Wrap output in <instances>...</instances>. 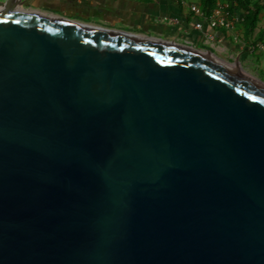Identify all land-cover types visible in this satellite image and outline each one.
Instances as JSON below:
<instances>
[{"label":"water","instance_id":"water-1","mask_svg":"<svg viewBox=\"0 0 264 264\" xmlns=\"http://www.w3.org/2000/svg\"><path fill=\"white\" fill-rule=\"evenodd\" d=\"M22 1L0 0V264H264V82Z\"/></svg>","mask_w":264,"mask_h":264},{"label":"crops","instance_id":"crops-1","mask_svg":"<svg viewBox=\"0 0 264 264\" xmlns=\"http://www.w3.org/2000/svg\"><path fill=\"white\" fill-rule=\"evenodd\" d=\"M190 4L199 5V0H23L22 6H16L97 28L175 42L210 54L225 64L238 59L241 70L264 82V53H250L247 49L257 42L255 39L264 28V13L252 33L240 23L235 31L212 29L206 24L197 30ZM172 18L177 21H170Z\"/></svg>","mask_w":264,"mask_h":264},{"label":"built area","instance_id":"built-area-1","mask_svg":"<svg viewBox=\"0 0 264 264\" xmlns=\"http://www.w3.org/2000/svg\"><path fill=\"white\" fill-rule=\"evenodd\" d=\"M189 9L196 18L194 28L197 30H202L204 24H206L212 29L235 31L236 25L242 20L239 14L230 11L229 4L226 1H218L209 12H206L196 4H190ZM170 21L176 22L177 20L176 18H172ZM208 37L211 38L209 35ZM234 38L238 39V36L235 35ZM247 49L250 53L256 50L264 53V42L257 41L252 43Z\"/></svg>","mask_w":264,"mask_h":264},{"label":"trees","instance_id":"trees-1","mask_svg":"<svg viewBox=\"0 0 264 264\" xmlns=\"http://www.w3.org/2000/svg\"><path fill=\"white\" fill-rule=\"evenodd\" d=\"M218 1L228 2L230 11L242 17L240 24L248 33H252L259 22L260 14L264 13V0H199V5L209 12ZM255 41L264 42V28L259 31Z\"/></svg>","mask_w":264,"mask_h":264},{"label":"rangeland","instance_id":"rangeland-1","mask_svg":"<svg viewBox=\"0 0 264 264\" xmlns=\"http://www.w3.org/2000/svg\"><path fill=\"white\" fill-rule=\"evenodd\" d=\"M264 22V20H262V23ZM261 77H263V74H260Z\"/></svg>","mask_w":264,"mask_h":264}]
</instances>
